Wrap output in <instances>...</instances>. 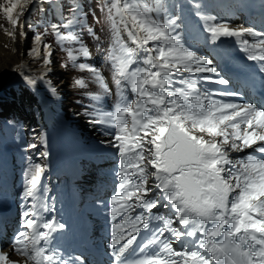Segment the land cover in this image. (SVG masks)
Instances as JSON below:
<instances>
[{
  "label": "snow or ice",
  "instance_id": "1",
  "mask_svg": "<svg viewBox=\"0 0 264 264\" xmlns=\"http://www.w3.org/2000/svg\"><path fill=\"white\" fill-rule=\"evenodd\" d=\"M34 2L0 3L12 26L7 31L11 38L23 27L25 6ZM192 6L212 43L235 38L247 59L260 62L264 72V32L230 27L202 13L195 0ZM66 8L69 18L63 28L87 27L80 0H70ZM103 8L111 33L104 59L114 73L117 102L111 111L97 105L86 114L93 117L90 123L105 127L104 134L111 137L106 144L118 157V183L109 198L113 264H264V108L223 99L239 93L229 91L230 81L213 62L184 42L181 15L170 11L164 0H105ZM53 29L57 44L71 39L76 45L67 52L69 62L89 71L104 96L112 95L98 68L78 63L90 56L84 41L61 34L56 25ZM88 32L99 40L91 28ZM249 36L253 39L245 38ZM34 40L29 54L38 57L42 47L43 63L50 64L51 45L42 42L43 34ZM24 82L34 87L37 80L25 74ZM75 83L88 87L83 79ZM213 84L223 87L208 86ZM245 149L253 151L230 156ZM44 171L32 164L25 174V210L12 250L23 264H83L79 256L66 260L53 244L65 225L44 215L51 211L45 202ZM136 209L141 211L134 215ZM0 264L21 261L0 250Z\"/></svg>",
  "mask_w": 264,
  "mask_h": 264
},
{
  "label": "rangeland",
  "instance_id": "2",
  "mask_svg": "<svg viewBox=\"0 0 264 264\" xmlns=\"http://www.w3.org/2000/svg\"><path fill=\"white\" fill-rule=\"evenodd\" d=\"M3 2L4 0H0V3ZM69 2L70 0H53V3L48 4L40 3L37 0L33 6H25L23 15L20 18L23 27L22 29L17 27L20 44L13 51L18 61L11 63L9 66L7 73L10 79L6 83V91H8V95H12V98L17 99L18 104H14L13 100L8 104H0V192L3 195L7 194L6 198L0 200V205L4 206L8 201L14 207L12 227L4 232V237L14 236L20 229L22 212L25 210L26 204L21 193L25 174L32 164H40L45 169L42 180L43 188L46 190L47 199L45 202L47 204L53 203L56 199L55 194L52 192L53 186L48 181L56 179L58 184L57 180H59V186L55 191L65 192L63 189L65 184L62 183V180L63 176L66 177L65 169L67 168V171L74 173L72 177L77 183L76 186L81 187L78 192L70 191L71 181L67 183L64 179V182L68 185L67 191L76 195V209L85 214L88 219L96 221H100L104 215L109 214L105 210L99 209L94 203L93 193L98 185L102 183L97 180L90 183L87 186L89 192L85 190L84 183L81 184L83 182L81 180L87 179L86 172H89L91 164L86 163L88 168L82 167V165L85 160L92 156L98 157L96 164L107 171L105 176L108 179H116L115 171L118 157L115 150L106 144L111 137L104 134L106 130L104 126L90 123L89 121L93 117L86 114V110L90 113L93 107L97 106L95 103L97 102L96 97H100L103 101L107 99L109 109L112 108V110L117 102L114 73L111 65L106 63L104 59L111 44L109 21L107 20L106 10L103 8L105 0H80L82 11L87 13L85 17L87 27L80 28L77 26L74 29H65L61 25L69 18L66 8ZM164 2L169 6L170 11L181 15L179 32L188 46L198 50L211 61H214V58L218 61H228V59L233 58L238 63L242 61L245 66L250 68V74L255 71L256 74L264 77V72L260 71V62L248 60L247 53L241 51L243 45L237 43L235 38L226 37L224 44L212 43L208 39V34L204 31L205 22L195 15L196 9L192 6V0H164ZM195 3L201 6L200 11L202 13L206 16L215 17L216 21H226L227 19L228 22L229 12L235 9L239 12L241 22L248 23L250 28L256 29L258 32H264V24L258 25L255 21L247 22L245 15L250 8L249 4L256 9L264 10V0H195ZM61 6H65L63 17L61 16ZM9 24L6 16L3 12H0V32L2 35L5 34L4 37L8 35L7 31L11 30L8 27ZM54 25L58 26L61 34L75 35L84 41L89 48L90 56L81 58L78 63H87L98 68L104 77V82L111 89L112 95L104 96L102 89L92 79V74L89 71H82L69 62L67 52L69 49L75 48L76 45L71 39L65 41L62 45L57 44L53 29ZM237 27L238 25L235 28ZM88 28L93 30L99 40L94 39L89 34ZM21 30L24 33L23 36L20 34ZM37 34H43L42 42L51 45V63L48 65L43 63L44 51L42 47H40L38 57L29 54L30 50L36 47L34 38ZM122 35L130 47H135L128 41L126 34L122 33ZM1 46L6 51L10 50V45L4 41L0 42V51ZM12 64H20L16 72H14ZM21 65L23 67H20ZM7 66L8 63L2 64L0 59V68H7ZM215 67L219 69L224 77L223 67L219 68L218 65ZM25 74L37 80L34 87L25 84ZM2 76L3 74L0 76V84ZM78 79L85 80L88 87L86 89L77 87L75 81ZM228 80L231 82L230 79ZM208 86L211 88L223 87L215 84ZM238 87L229 84L228 90L235 91L239 95L234 98L223 99H230L236 103H250L249 94L244 92L241 86ZM52 88H56L55 92L52 91ZM126 94L130 98L132 97L133 94L130 88L126 89ZM2 99L8 100L5 97ZM44 110H47V112ZM82 131L88 136H82ZM205 139H208V137L205 136ZM75 144L78 146L73 149ZM29 145H35L36 147L30 148ZM52 149L58 151L64 160H69V157L79 159L77 163L82 171L75 169V166L70 162L65 168H51L53 166ZM77 149L86 152V154L79 152ZM252 151L253 149H245L243 152H231L230 156L235 159ZM55 160L59 161V158L55 157ZM76 174H79L80 177ZM117 183H114L115 190ZM153 191L156 190L153 189ZM85 192H87V195ZM82 196L81 200L80 197ZM110 197L105 202L109 207ZM49 207L51 211L44 213L46 217L55 215V210L51 206ZM140 211V209H136L133 214L135 215ZM159 211L165 212L163 208ZM2 218L0 217L1 220ZM175 226L180 227L178 223ZM62 231L60 230L59 233ZM11 239L13 240V238ZM11 239L7 238L6 242L8 243ZM58 239L63 240L60 234L56 236L55 241H58ZM6 247L7 244L1 249L4 250ZM174 247L179 249L180 246L174 244ZM9 253V256L21 258L14 254L12 247Z\"/></svg>",
  "mask_w": 264,
  "mask_h": 264
},
{
  "label": "bare ground",
  "instance_id": "3",
  "mask_svg": "<svg viewBox=\"0 0 264 264\" xmlns=\"http://www.w3.org/2000/svg\"><path fill=\"white\" fill-rule=\"evenodd\" d=\"M21 2L23 3V0H21ZM28 5H31L28 4ZM27 6V5H26ZM230 11V10H229ZM230 13V17L228 20L229 26L230 27H236L238 25V27L242 26V24L240 23L237 14L234 12V9L232 11L229 12ZM247 13V12H246ZM246 15V14H245ZM214 16V15H213ZM242 16V15H241ZM244 16V15H243ZM219 21V20H218ZM227 21V19H226ZM255 23V22H254ZM248 24V23H247ZM10 29H12V26L9 24L8 26ZM237 27V28H238ZM248 27V26H247ZM8 28V29H9ZM256 28V27H255ZM256 30V29H255ZM16 35L15 38H11L9 35H6L4 37V35L1 34L0 32V42L4 41L6 43H8L10 45V50L6 51L2 46H1V51H0V59L2 64L8 63L7 68L1 67L0 68V76L3 74V76L1 77V84H0V104H8L11 102V100H13L14 104H18L17 99L16 98H12V95H8V91H6V83L7 81L10 79L9 75H8V70H9V66L11 65V63H16L18 61V59L16 58V54L14 53L13 49L18 47L20 44V41L18 40V35H17V28L15 29ZM225 38L226 37H222L218 42L219 43H223L225 42ZM250 39H252L253 37H248ZM225 54V53H224ZM224 56V55H223ZM225 59V58H224ZM231 59V58H230ZM236 60V59H235ZM20 65V64H19ZM19 65H14L12 64V67H14V72H16V70L18 69ZM238 63L236 65H233L231 60L228 61V65H224V68L226 70L232 71L234 72V74H231L232 76L236 75V80H238L240 83H249V81L247 80L246 74L243 73L241 70H238ZM223 68V69H224ZM233 78V77H232ZM3 84V85H2ZM239 88V87H238ZM259 88V87H258ZM56 89V88H55ZM242 89V88H241ZM2 96V97H1ZM8 99V100H4L2 98ZM244 99V98H243ZM4 100V101H3ZM248 101V100H247ZM263 101H264V96H263ZM243 102V101H242ZM12 104V103H11ZM45 111V110H44ZM48 117V115H47ZM63 156V155H62ZM72 162H74V166H76V160L74 159H70ZM55 163V160L54 162ZM52 168V167H51ZM59 169V168H58ZM67 169V168H66ZM68 172H66L67 174ZM6 197L5 195H3V193H0V199ZM10 201V200H9ZM8 204H6V208L2 206L3 209V216L4 219H2V221H0V242H5L7 239L3 238L2 232L9 230L10 229V225H12V215H13V206L9 204V202L7 201ZM1 206V205H0ZM8 213L10 214V216L8 215ZM60 236L63 238L64 244L63 247H60L58 245V241H53V244L55 245V247L60 251V253L63 255V257L68 260V259H72V251H71V243H70V239L69 237L66 239L64 231H62L61 233H59ZM8 243H12V239L8 242ZM1 246L2 243H0V250H1ZM3 252H6L8 254H10V250L9 248L2 250ZM15 254V253H14ZM11 260L13 261H21V264H23V258H17L14 256H9Z\"/></svg>",
  "mask_w": 264,
  "mask_h": 264
}]
</instances>
